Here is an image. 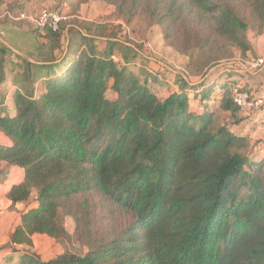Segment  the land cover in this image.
Returning a JSON list of instances; mask_svg holds the SVG:
<instances>
[{
    "label": "trees",
    "instance_id": "1",
    "mask_svg": "<svg viewBox=\"0 0 264 264\" xmlns=\"http://www.w3.org/2000/svg\"><path fill=\"white\" fill-rule=\"evenodd\" d=\"M54 1L72 15L102 1L127 24L144 16L176 52H202L191 72L199 78L179 75L160 94L149 85L150 77L168 85L157 74L114 58L117 32L107 24L74 17L39 31L60 54L24 62L14 113L0 109L10 140L0 162L23 170L6 197L30 202L10 240L31 248L36 235L70 239L71 216L73 238L87 250L45 259L28 248L14 264H264V158L251 157L250 138L222 117L246 119L234 91H251L229 70L206 77L247 57L249 23L238 2L262 34L264 0ZM98 38L110 48L99 50Z\"/></svg>",
    "mask_w": 264,
    "mask_h": 264
},
{
    "label": "crops",
    "instance_id": "2",
    "mask_svg": "<svg viewBox=\"0 0 264 264\" xmlns=\"http://www.w3.org/2000/svg\"><path fill=\"white\" fill-rule=\"evenodd\" d=\"M41 2L43 1L0 0V50H2L0 52V63L3 61L4 65V80L0 83V109L6 114L14 113V92L21 83V80H17V78L20 77L24 71V62L48 64L53 56L60 54L57 51H51L49 42L41 37L40 32L33 24L27 20L16 18L22 13L32 14L40 11L42 9ZM48 2L53 8H56L57 4L54 0H48ZM93 2L102 1H92L88 4H84L78 15L70 14V16L68 15L66 18L70 19L76 17L80 21L96 22L91 19H85L81 16L85 8H87L86 6ZM58 8L69 14V8L66 3H63ZM117 20L122 24L123 20ZM69 28L70 26H68L66 30V37L69 35ZM112 40L124 43L128 47L130 46L117 37L112 38ZM97 44L99 50L105 51L108 47V39L98 38ZM138 51L143 55L140 50ZM114 58L121 64L127 62L133 63L124 60L125 56H123L121 52L114 55ZM143 59L148 58L143 56ZM134 61H136V59ZM226 65H228V63ZM238 66L239 70L234 72L233 78L239 80L244 85H247V88L253 92V94L255 93L254 95L264 94V67L262 69H255V71H245L242 69L241 62H238ZM148 71L153 73L151 69H148ZM181 75H183V73ZM186 79L188 80V77H186ZM164 87L166 88V91L167 88H176L177 86L174 81L171 84L164 85ZM157 91L159 92V90ZM223 115L225 117L223 122L229 124L232 132L250 138V144L252 147L250 156L256 159L264 158V107L255 116H253V114L251 117L244 119L239 125L232 123L228 113H224ZM9 144L10 140L0 132V146ZM7 167L9 166L6 163L0 162V171L2 172V175L0 176V264H14L17 260L18 253L24 249L30 248L24 245L14 244L10 240V234L21 223L20 217L23 209H18L20 204H12L6 197V193L11 184L17 182L10 181L9 177L6 178L4 176L5 171H3V169H9ZM10 168L21 171L22 173V170L19 168ZM33 239H35V237Z\"/></svg>",
    "mask_w": 264,
    "mask_h": 264
},
{
    "label": "rangeland",
    "instance_id": "3",
    "mask_svg": "<svg viewBox=\"0 0 264 264\" xmlns=\"http://www.w3.org/2000/svg\"><path fill=\"white\" fill-rule=\"evenodd\" d=\"M42 1V9L53 8L48 0ZM86 7L87 8H85L81 15L82 17H84L85 19L94 20L96 22L106 23L112 30H115L117 32V38L129 44L130 46L139 48L143 55H141L135 47L123 46L121 48V44H119L121 42H119L116 44L114 55H117V53L121 52L123 56H125L124 60L134 62V60L136 59L137 63L136 65H134V68L142 76L146 74V71H148V69H151L153 71V73L151 74L152 78H154L155 74H157L158 78L160 80L162 79V82L168 84L173 83L176 79V76H179L182 73L185 77H189L190 80H197L199 78V75H194L191 72L192 67L194 71L195 64L202 55V52H192L193 60L185 54L176 52L174 48H170L164 43L161 28L158 25H150L148 19H146L144 16L140 15L130 24H127L124 21H122L121 24L117 20L118 18L114 13V8L106 3L93 2ZM62 12L66 17L68 15L70 16V14H68L66 11ZM238 12L241 16H244L249 23L248 38L251 42L252 50L248 52L245 59L242 60V58L238 55L235 59H233L234 61H229L228 65H226V63H222L220 64V66L213 68V70H229L234 74L235 71L239 70L238 62L244 63L251 59H257L259 58V56L264 57V33H259L260 27L256 24L253 14L241 2H238ZM108 48L110 47L108 46L107 49ZM143 56L147 57L148 59H143ZM211 70L206 75V77L210 76V73L213 71ZM249 70L255 71V69ZM188 74L191 75L188 76ZM150 80L149 85L153 89L159 90L161 94L165 92V87H163L162 85H157L153 81L150 82ZM251 93L253 94V92ZM257 113H254L253 116H255ZM222 117L223 119H225L224 115H222ZM10 167L13 166L7 167L9 169H3V171H5L4 176L6 178L9 177L10 181H19L23 175V170L21 173V171L12 169ZM1 175L2 172L0 171V176ZM29 204L30 202L21 203L18 209L25 210L29 206ZM65 227L71 235L70 239L66 238L63 240H57L44 235H36L34 239L35 244L30 248L31 251L39 254L45 259L55 257L65 250L80 254L86 252V246L80 242H77L73 238L76 223L71 216H68L66 218Z\"/></svg>",
    "mask_w": 264,
    "mask_h": 264
},
{
    "label": "built area",
    "instance_id": "4",
    "mask_svg": "<svg viewBox=\"0 0 264 264\" xmlns=\"http://www.w3.org/2000/svg\"><path fill=\"white\" fill-rule=\"evenodd\" d=\"M16 18L29 21L40 32H43L46 28L58 31L62 22L66 20V16L60 8H43L32 14L22 13ZM263 67L264 57L251 59L242 63V69L245 71H249V69H262ZM234 100L239 106L242 115L246 118L264 107V94L254 95L239 88H236L234 91Z\"/></svg>",
    "mask_w": 264,
    "mask_h": 264
}]
</instances>
